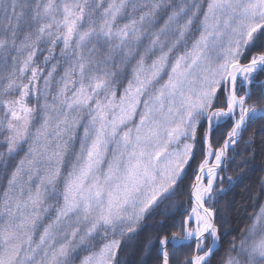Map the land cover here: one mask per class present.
<instances>
[{"label": "snow or ice", "instance_id": "1", "mask_svg": "<svg viewBox=\"0 0 264 264\" xmlns=\"http://www.w3.org/2000/svg\"><path fill=\"white\" fill-rule=\"evenodd\" d=\"M260 76L264 0H0V264H264Z\"/></svg>", "mask_w": 264, "mask_h": 264}, {"label": "trees", "instance_id": "2", "mask_svg": "<svg viewBox=\"0 0 264 264\" xmlns=\"http://www.w3.org/2000/svg\"><path fill=\"white\" fill-rule=\"evenodd\" d=\"M257 80L258 82L264 81V76L258 77ZM256 127V125H253L252 128H249L248 133H251ZM248 133L245 135L247 136ZM262 138H264V133L258 132L257 143L253 145L258 153L255 159H250L246 164L242 163V158L249 157L250 153L245 152L241 147L238 150L239 154L235 155L227 165L226 173L224 174L225 184L228 183V176L233 177L234 180L239 177V180L235 183L233 190L216 205L221 210L224 209L225 202H229L232 205L231 209L223 211V220L220 219L221 213L217 215V219L220 222V231L226 233L221 238L220 254L226 247L227 241L248 222L247 216L253 211L252 205L254 203H264V192H262L260 187V178L264 176V172L261 171V166H264V154L259 153V143ZM155 219H159V217H155ZM133 258L139 259L140 257L137 255ZM147 264H152L151 257L147 259Z\"/></svg>", "mask_w": 264, "mask_h": 264}]
</instances>
